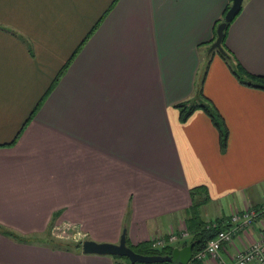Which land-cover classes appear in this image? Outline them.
I'll list each match as a JSON object with an SVG mask.
<instances>
[{"label": "crops", "instance_id": "obj_1", "mask_svg": "<svg viewBox=\"0 0 264 264\" xmlns=\"http://www.w3.org/2000/svg\"><path fill=\"white\" fill-rule=\"evenodd\" d=\"M228 4L0 0V226L28 240L0 234V264H114L49 245L63 222L98 243L124 230L131 245L173 233L182 248L192 215L227 227L264 206V89L209 52ZM225 46L264 78V0L243 1ZM205 67L224 147L202 110L182 122L176 107L203 102ZM263 230L264 214L222 246L221 262Z\"/></svg>", "mask_w": 264, "mask_h": 264}, {"label": "trees", "instance_id": "obj_2", "mask_svg": "<svg viewBox=\"0 0 264 264\" xmlns=\"http://www.w3.org/2000/svg\"><path fill=\"white\" fill-rule=\"evenodd\" d=\"M228 1H229V4L227 5L226 9L224 10L222 17L220 18V20H218L216 22V26H215V30H214V36H213V39L211 40V42H214V40L216 39V28H217L218 24L223 21L224 15L226 14L227 10L230 7L231 1L230 0H228ZM240 11H241V9L236 14V16L233 18V20L227 24V26L224 30L223 38L221 41V47L223 49V53H219L217 51H214V52H217V54L222 58V60L228 66L232 75L241 84L247 85L250 87H256V88L264 89V78L254 77V76L248 75L244 70H242V68L239 66V64L236 63L234 57L232 56V54L228 51V49L225 46L227 29L230 26V24L234 21V19L239 15ZM94 30H92V32H90L88 37L93 33ZM214 52H211L210 55H212ZM206 67L204 69L202 78L198 81L197 90H196V97L199 98L200 100L202 99L203 102L192 103V104L182 103V104H178L176 107L180 111V120L182 122L185 121L191 115V113L194 110H196V109L202 110L208 116V118L210 119V122L212 123L214 128L217 130L219 138H220V144L222 147H224L225 143H226V139H227V129L225 128L223 120L220 117V115L218 114V112L215 110L214 106L202 94V83H203V77H204L205 72H206ZM246 77H247V80H246ZM56 82H57V78L53 82L52 87L55 85ZM43 99L41 100V102L43 101ZM253 209L256 210L255 208H253ZM259 210H257V211H259ZM189 223L190 224L186 228V231L188 232L189 235H191V238L184 241L181 244V247H185L189 244H193V254L204 249L209 240L213 239L220 230L227 228V227H221L220 225H217L215 228H211V226L209 224L199 221L198 218L195 217V215L191 216V218L189 219ZM191 224H193V226ZM191 227L193 229H191ZM0 234L3 235L4 237H7V238H9L13 241L19 242V243H27L28 242V240H26L25 238L18 236L15 233H13V232H11V231H9V230L1 227V226H0ZM262 234L264 235V230L262 231ZM48 243H49V245L54 246V248L66 249L68 251H70L72 249L78 250L81 248L80 245H78V244L72 245V244L60 243V242L58 244V243H55L51 240H49ZM125 243H126L127 247H129L135 253L140 254L142 256H170L172 253V250L174 248L173 246L169 245V246H165V247L160 248V249H156V248L151 247V243H140L137 245H131L127 241L126 236H125ZM111 258L114 260V264H131L127 258L116 257V256H113ZM135 264H141V263H135ZM161 264H172V263L164 262ZM189 264H204V263L196 261V260H191V262Z\"/></svg>", "mask_w": 264, "mask_h": 264}, {"label": "built area", "instance_id": "obj_3", "mask_svg": "<svg viewBox=\"0 0 264 264\" xmlns=\"http://www.w3.org/2000/svg\"><path fill=\"white\" fill-rule=\"evenodd\" d=\"M263 214L264 206L259 211L247 208L241 212H234L229 217L227 228L220 230L213 239L209 240L204 249L193 254L192 260L203 263L211 261L215 264H224L219 257L222 246L233 242L234 238L240 233L248 236L254 221ZM210 226L211 228L216 227L215 224ZM71 229L74 232L73 236H67V239L79 240L82 238L75 227ZM60 231L63 232V228ZM180 236L186 238L188 233L184 232ZM177 240L178 237L173 233L168 234L166 238L158 236L151 241V247L160 249ZM231 264H264V235L261 233L258 239L250 240L244 248L237 251Z\"/></svg>", "mask_w": 264, "mask_h": 264}, {"label": "water", "instance_id": "obj_4", "mask_svg": "<svg viewBox=\"0 0 264 264\" xmlns=\"http://www.w3.org/2000/svg\"><path fill=\"white\" fill-rule=\"evenodd\" d=\"M231 4L223 21L216 28V39L211 44L209 52L217 51L223 53L221 41L224 30L228 23H230L242 7L244 0H230ZM82 252L87 255L109 256V257H123L127 258L131 264H189L193 255V244L185 247H174L170 256H142L135 253L125 243V231L123 230L118 244L98 243L92 240H85L81 245Z\"/></svg>", "mask_w": 264, "mask_h": 264}, {"label": "rangeland", "instance_id": "obj_5", "mask_svg": "<svg viewBox=\"0 0 264 264\" xmlns=\"http://www.w3.org/2000/svg\"><path fill=\"white\" fill-rule=\"evenodd\" d=\"M217 56L222 60V58L218 54H217ZM228 70H229V68H228ZM202 76H203V72H202L201 78H202ZM72 227L76 228L77 233H79V235L82 236L81 239H79V240L67 239V236H73L74 232L71 229ZM61 228H63V232L60 231ZM49 236L51 239L54 238L53 240L58 241L60 243H67V244H72V245L78 244V245H80V247H81L82 243L86 240V235L84 233H82L76 225L68 223V222H63L62 224L53 226L50 230ZM169 245L170 244H168L167 246H169Z\"/></svg>", "mask_w": 264, "mask_h": 264}]
</instances>
